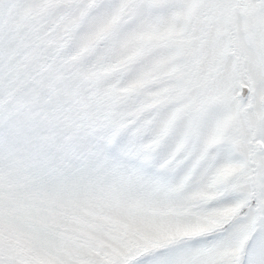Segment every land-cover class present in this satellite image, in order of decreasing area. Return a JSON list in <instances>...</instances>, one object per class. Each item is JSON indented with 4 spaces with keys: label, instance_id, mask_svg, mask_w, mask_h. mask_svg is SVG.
I'll list each match as a JSON object with an SVG mask.
<instances>
[{
    "label": "snow or ice",
    "instance_id": "snow-or-ice-1",
    "mask_svg": "<svg viewBox=\"0 0 264 264\" xmlns=\"http://www.w3.org/2000/svg\"><path fill=\"white\" fill-rule=\"evenodd\" d=\"M0 264H264V0H0Z\"/></svg>",
    "mask_w": 264,
    "mask_h": 264
}]
</instances>
